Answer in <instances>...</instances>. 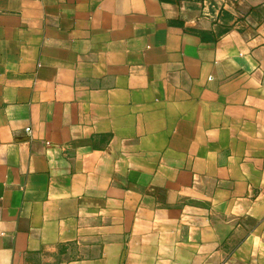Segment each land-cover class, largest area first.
Listing matches in <instances>:
<instances>
[{"label":"crops","instance_id":"obj_1","mask_svg":"<svg viewBox=\"0 0 264 264\" xmlns=\"http://www.w3.org/2000/svg\"><path fill=\"white\" fill-rule=\"evenodd\" d=\"M0 264H264V0H0Z\"/></svg>","mask_w":264,"mask_h":264}]
</instances>
